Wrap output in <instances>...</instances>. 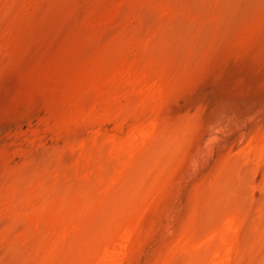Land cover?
Listing matches in <instances>:
<instances>
[{
    "label": "rangeland",
    "instance_id": "374dc122",
    "mask_svg": "<svg viewBox=\"0 0 264 264\" xmlns=\"http://www.w3.org/2000/svg\"><path fill=\"white\" fill-rule=\"evenodd\" d=\"M106 262L264 264V0H0V264Z\"/></svg>",
    "mask_w": 264,
    "mask_h": 264
},
{
    "label": "bare ground",
    "instance_id": "6f19581e",
    "mask_svg": "<svg viewBox=\"0 0 264 264\" xmlns=\"http://www.w3.org/2000/svg\"><path fill=\"white\" fill-rule=\"evenodd\" d=\"M105 263V262H104ZM107 263V262H106ZM108 264V263H107Z\"/></svg>",
    "mask_w": 264,
    "mask_h": 264
}]
</instances>
